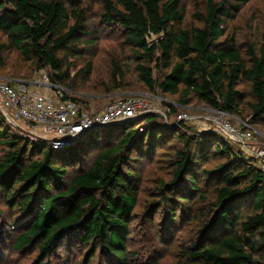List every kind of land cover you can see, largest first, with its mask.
Masks as SVG:
<instances>
[{
    "label": "trees",
    "instance_id": "obj_1",
    "mask_svg": "<svg viewBox=\"0 0 264 264\" xmlns=\"http://www.w3.org/2000/svg\"><path fill=\"white\" fill-rule=\"evenodd\" d=\"M249 1L207 0L198 16L201 25L190 28L182 27V0H102L101 19L122 31L147 90L176 95L183 104L196 99L235 117L244 102L237 87L245 82L252 97L248 108L259 122L264 121V43L259 49L247 44L242 52L233 39H221L229 9ZM88 21L82 0H0V52L15 49L36 70L48 69L52 84L72 87L67 82L71 63L63 61L81 58L93 45L86 39ZM150 36L156 43L147 42ZM152 62L157 78L148 67ZM87 66L79 74L88 76ZM156 118L147 114L100 127L53 149L45 140L9 134L0 115L6 146L0 197L22 221L13 249L35 247L44 260L63 239L69 244L73 239L89 247L87 263L97 254L107 264H130L126 243L139 193L132 155L150 158L152 149L162 146L170 173L159 180L158 199L146 212L151 219L164 209L174 221L186 208L196 223L195 240L183 251L185 262L175 264H264V175L211 136L197 138L181 122L164 129ZM213 155L224 160L202 167ZM74 166L79 169L69 176L67 169Z\"/></svg>",
    "mask_w": 264,
    "mask_h": 264
},
{
    "label": "rangeland",
    "instance_id": "obj_2",
    "mask_svg": "<svg viewBox=\"0 0 264 264\" xmlns=\"http://www.w3.org/2000/svg\"><path fill=\"white\" fill-rule=\"evenodd\" d=\"M219 1L214 0V2ZM82 3L89 11L88 24L91 36L86 39L92 40L93 45L83 52L81 58H69L63 61L64 65L65 62H69L72 66L67 81L72 83V87L64 86L67 96L78 98L86 111L95 112L120 97L141 95L149 100L152 109L161 114L155 116L157 121L163 123L164 129L181 122L187 127V131L195 134L197 138L211 136L213 140L225 144L243 162L255 164L256 159L253 154L240 145L228 143L213 129L209 120L210 117L217 115V111L206 103L190 98L183 104L176 95L165 94L158 89L147 90L137 76L135 71L137 62L131 58L132 53L124 43L122 31L114 23L102 21V0H82ZM181 4L185 13L182 27L200 26L198 16L204 13L207 0H182ZM237 9H229L230 18H227L223 24L221 39L229 43L233 39L242 52L250 43L255 44L259 49L264 43V0H250L246 4H239ZM147 40L150 45L157 41L155 36H150ZM0 43H4L1 33ZM0 60V82H6L15 88L19 81H24L30 88L41 90V87H36L38 86L36 81L40 80L43 74H49L48 69L36 70L33 63L26 61L15 49L1 51ZM140 63L146 65L145 62L140 61ZM87 65L90 68L89 75L79 74L78 70L88 69ZM148 67L152 69L154 78L159 77L160 73L156 70L154 62L148 64ZM237 89L244 95V102L239 106V114H236L235 118L229 116L230 120L240 124L236 119L238 118L246 123L253 131L254 141L264 145V121L253 120L247 105V102L252 101L248 85L244 82ZM179 115L183 116L178 119ZM140 126L142 127V124L137 125L139 129ZM3 127L7 128L9 134L19 135L28 141L43 138L42 129L33 125L19 123L13 126L4 120ZM3 142L0 138V157L6 151ZM167 152L165 147L160 146L152 149L150 158L144 155H132V158L136 159L132 163V173L136 177L135 182L139 185V193L126 243V254L130 264H150L154 261L161 264H175L180 260L185 262L182 258L183 251L195 240L196 223L189 220L188 209L184 208L180 215L181 219L177 211L174 221L168 219L164 209L154 211L151 219L149 218L151 215L146 212L148 203L158 199L156 192L159 180L169 177ZM27 156L36 155L27 153ZM91 156L87 159H91ZM223 160L222 156H209L202 167H212ZM78 169V166L68 168V175H73ZM199 183L203 184L200 180ZM21 224L17 211L9 208L0 197V264H44L45 262L107 264L105 259L97 254L87 263L89 247L79 245L73 239L71 244L67 239H63L55 253L44 260L38 257L35 247H27L21 252L16 251L13 249V243Z\"/></svg>",
    "mask_w": 264,
    "mask_h": 264
},
{
    "label": "built area",
    "instance_id": "obj_3",
    "mask_svg": "<svg viewBox=\"0 0 264 264\" xmlns=\"http://www.w3.org/2000/svg\"><path fill=\"white\" fill-rule=\"evenodd\" d=\"M36 83L41 90L30 88L24 81H19L16 88L0 82V112L10 125L22 123L42 129L44 139L40 140L47 141L53 149L73 143L75 140H70L85 130L94 129L95 125L104 127L147 114L161 115L141 95L120 97L98 111L88 112L81 103L66 97V89L52 84L48 75L43 74ZM216 114L209 120L213 129L228 143L240 145L253 154L255 167L264 175V145L254 141L252 129L238 118L242 126L233 123L229 117L235 118L232 115L221 111ZM182 116L179 115L178 119Z\"/></svg>",
    "mask_w": 264,
    "mask_h": 264
},
{
    "label": "water",
    "instance_id": "obj_4",
    "mask_svg": "<svg viewBox=\"0 0 264 264\" xmlns=\"http://www.w3.org/2000/svg\"><path fill=\"white\" fill-rule=\"evenodd\" d=\"M93 128H94V129H98V128H100V125H95ZM94 129H91V130H94ZM91 130H85V131L82 132L81 134L77 135V137H75V138L78 139L79 137H82L86 132L91 131ZM75 138H73V139L70 140V141L76 140Z\"/></svg>",
    "mask_w": 264,
    "mask_h": 264
},
{
    "label": "crops",
    "instance_id": "obj_5",
    "mask_svg": "<svg viewBox=\"0 0 264 264\" xmlns=\"http://www.w3.org/2000/svg\"><path fill=\"white\" fill-rule=\"evenodd\" d=\"M37 88H40L41 86H36Z\"/></svg>",
    "mask_w": 264,
    "mask_h": 264
}]
</instances>
